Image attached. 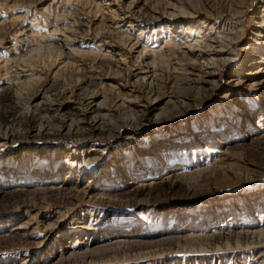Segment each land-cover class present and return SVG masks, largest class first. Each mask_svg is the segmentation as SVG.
<instances>
[{"label":"rangeland","instance_id":"obj_1","mask_svg":"<svg viewBox=\"0 0 264 264\" xmlns=\"http://www.w3.org/2000/svg\"><path fill=\"white\" fill-rule=\"evenodd\" d=\"M259 233L264 0H0V264H264Z\"/></svg>","mask_w":264,"mask_h":264},{"label":"bare ground","instance_id":"obj_2","mask_svg":"<svg viewBox=\"0 0 264 264\" xmlns=\"http://www.w3.org/2000/svg\"><path fill=\"white\" fill-rule=\"evenodd\" d=\"M227 35H228V34H227ZM221 39H222V38H221ZM205 42H206V40H205ZM208 44H209V43H207V45H208ZM215 44H216V43H215ZM207 45H206V47H205L206 49L208 48ZM203 46H204V45H203ZM210 48H211V47H210ZM213 49H214V48H213ZM209 51H212V50L209 49L208 52H209ZM212 52H213V51H212ZM210 54H211V53L209 52L208 55H210ZM215 55H216V54H215ZM204 69H205V68H204ZM199 71H200V70H199ZM200 73H201V72H200ZM201 75H202V74H201ZM203 75H205V76H210V73H208V72L205 71V72H203ZM203 77H204V76H202V79H201V80H198L197 85H199V84L205 82V80H204ZM202 85H203V84H202ZM117 97H118V96H117ZM122 101H123V100H122ZM125 101H127V100H125ZM127 102H128V101H127ZM94 106H95V105H94ZM94 108H95V107H94ZM95 111H96V110H95ZM93 112H94V111H93ZM90 128H92V126H91ZM92 130H95V127H93ZM98 132H99V131H98ZM82 134H83V133H81V134H79V135H82ZM91 156H92L91 159L99 158V157H97V155H95V157H94V155H91ZM99 156H100V155H99ZM188 177H189V175L182 176V178H179L178 181H179L180 179H183V178H184V180H186V181L188 180V181H189V179H187ZM189 178H190V177H189ZM186 181H185V182H186ZM188 181H187V182H188ZM192 181H193V180H192ZM187 182H186V183H187ZM189 182H190V181H189ZM189 182H188V184H190ZM193 185H194V184H192V186H193ZM192 186H191V187H192ZM192 188H194V186H193ZM86 193H87L86 190H83V191L81 190V192H80L79 195H85ZM246 233H247V232H246ZM253 234H254V233H251V235H253ZM242 235L244 236V238H246V237L249 236L250 234H248V233H247V234H235V237L238 239V238H241ZM212 238H213V237H212ZM247 238H248V237H247ZM177 239H178V238H177ZM184 239H185V238H184ZM213 239H214V238H213ZM250 239H251V243H257V244H258L259 242H262V243H263V242H264V233H259L257 238H255V237L253 236V237H251ZM193 240H194V239H193ZM198 240H199V238H198L197 240L193 241V242L190 241L189 243H190V244H194L193 248H194L195 246H198V249H200L199 247H201V245H200V243H198ZM244 240H245V239H244ZM159 241H162V240H159ZM159 241H158V242H159ZM163 241H172V240L164 239ZM163 241H162V242H163ZM173 241H174V239H173ZM176 241H178V240H176ZM190 244H189V245H190ZM202 247H204V246H202ZM202 247H201V248H202ZM207 247H209V246H207ZM195 248H196V247H195ZM202 249H203V248H202ZM202 249H201V250H202ZM70 257H71L72 259H74L75 257H81V256H79V255H71Z\"/></svg>","mask_w":264,"mask_h":264}]
</instances>
